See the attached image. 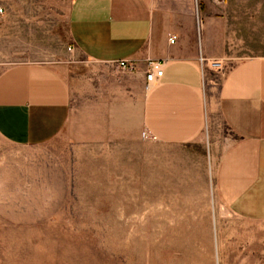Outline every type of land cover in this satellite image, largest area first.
Segmentation results:
<instances>
[{"label":"rangeland","instance_id":"rangeland-1","mask_svg":"<svg viewBox=\"0 0 264 264\" xmlns=\"http://www.w3.org/2000/svg\"><path fill=\"white\" fill-rule=\"evenodd\" d=\"M74 61L70 104L0 135V264H264V218L220 202L205 139L143 126L148 61Z\"/></svg>","mask_w":264,"mask_h":264},{"label":"crops","instance_id":"crops-1","mask_svg":"<svg viewBox=\"0 0 264 264\" xmlns=\"http://www.w3.org/2000/svg\"><path fill=\"white\" fill-rule=\"evenodd\" d=\"M0 10L3 138L28 141L32 114L70 104L75 58L139 71L161 61L143 126L168 143L205 139L220 202L264 218V1L0 0Z\"/></svg>","mask_w":264,"mask_h":264},{"label":"built area","instance_id":"built-area-1","mask_svg":"<svg viewBox=\"0 0 264 264\" xmlns=\"http://www.w3.org/2000/svg\"><path fill=\"white\" fill-rule=\"evenodd\" d=\"M169 41L173 42V38L172 37L169 38ZM67 49L70 50V47H67ZM210 64L214 67L219 66V62L217 63V61H211ZM118 66L121 68H127L129 65L127 63V60L122 59V60L118 61ZM162 73H163L162 62L157 61V60H149L147 62V67H146V71H145L146 83H151L154 80L161 78Z\"/></svg>","mask_w":264,"mask_h":264},{"label":"bare ground","instance_id":"bare-ground-1","mask_svg":"<svg viewBox=\"0 0 264 264\" xmlns=\"http://www.w3.org/2000/svg\"><path fill=\"white\" fill-rule=\"evenodd\" d=\"M218 63V62H217ZM157 82V80H154L153 82H151V83H146V87H150V85H152L153 83H156Z\"/></svg>","mask_w":264,"mask_h":264}]
</instances>
